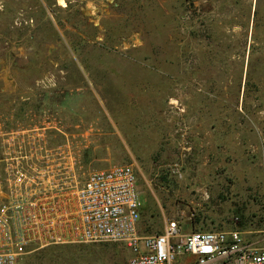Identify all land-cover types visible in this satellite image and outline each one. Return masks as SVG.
Returning <instances> with one entry per match:
<instances>
[{"label":"rangeland","instance_id":"rangeland-1","mask_svg":"<svg viewBox=\"0 0 264 264\" xmlns=\"http://www.w3.org/2000/svg\"><path fill=\"white\" fill-rule=\"evenodd\" d=\"M0 113L66 143L83 179L131 163L144 233L264 240V0H0ZM113 242L18 264H128Z\"/></svg>","mask_w":264,"mask_h":264},{"label":"built area","instance_id":"built-area-1","mask_svg":"<svg viewBox=\"0 0 264 264\" xmlns=\"http://www.w3.org/2000/svg\"><path fill=\"white\" fill-rule=\"evenodd\" d=\"M50 129L65 135L0 113V264H18L32 248L97 242L127 247L128 264H264V240L238 228L185 230L169 218L144 233L134 166L112 163L80 179Z\"/></svg>","mask_w":264,"mask_h":264}]
</instances>
